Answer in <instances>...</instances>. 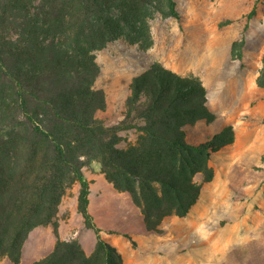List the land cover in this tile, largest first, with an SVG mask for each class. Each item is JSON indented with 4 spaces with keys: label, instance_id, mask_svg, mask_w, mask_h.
I'll return each mask as SVG.
<instances>
[{
    "label": "trees",
    "instance_id": "obj_1",
    "mask_svg": "<svg viewBox=\"0 0 264 264\" xmlns=\"http://www.w3.org/2000/svg\"><path fill=\"white\" fill-rule=\"evenodd\" d=\"M156 15L179 19L175 0H0V258L20 264L29 232L51 225L52 250L27 264H123L88 209L83 168L92 162L156 233L165 218L187 215L213 178L210 158L235 133L227 124L202 142L188 141L187 126L215 119L198 76L153 62L131 79L119 122L96 117L106 95L94 86L95 52L120 38L150 47ZM261 64L256 85L264 91V52ZM74 183L77 211L95 236L90 254L77 240L58 238L54 221Z\"/></svg>",
    "mask_w": 264,
    "mask_h": 264
},
{
    "label": "rangeland",
    "instance_id": "obj_2",
    "mask_svg": "<svg viewBox=\"0 0 264 264\" xmlns=\"http://www.w3.org/2000/svg\"><path fill=\"white\" fill-rule=\"evenodd\" d=\"M175 3L179 19L156 15L150 21V47L120 38L95 52L100 72L94 86L106 95V108L96 117L105 125L119 122L131 79L159 62L180 75L198 76L206 88L215 119L187 126L188 141L202 142L227 124L234 128V141L211 156L213 178L202 184L188 214L165 218L160 233L144 228L129 195L114 190L96 162L83 168L92 183L89 212L123 264H264V91L256 85L264 52V0ZM241 39L243 45L233 50ZM121 134L134 139L132 132ZM195 180L201 182V176ZM78 189L74 183L66 190L54 221L58 238L75 239L90 254L95 236L77 211ZM55 240L51 225L33 228L20 264L44 257ZM0 264L12 263L3 257Z\"/></svg>",
    "mask_w": 264,
    "mask_h": 264
},
{
    "label": "crops",
    "instance_id": "obj_3",
    "mask_svg": "<svg viewBox=\"0 0 264 264\" xmlns=\"http://www.w3.org/2000/svg\"><path fill=\"white\" fill-rule=\"evenodd\" d=\"M90 185H92V183H90Z\"/></svg>",
    "mask_w": 264,
    "mask_h": 264
}]
</instances>
